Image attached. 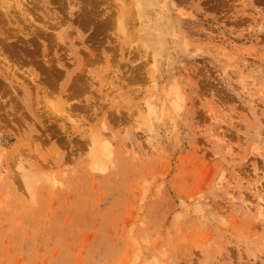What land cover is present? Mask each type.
<instances>
[{
  "label": "rangeland",
  "instance_id": "rangeland-1",
  "mask_svg": "<svg viewBox=\"0 0 264 264\" xmlns=\"http://www.w3.org/2000/svg\"><path fill=\"white\" fill-rule=\"evenodd\" d=\"M0 7V264H264V0Z\"/></svg>",
  "mask_w": 264,
  "mask_h": 264
},
{
  "label": "bare ground",
  "instance_id": "bare-ground-1",
  "mask_svg": "<svg viewBox=\"0 0 264 264\" xmlns=\"http://www.w3.org/2000/svg\"><path fill=\"white\" fill-rule=\"evenodd\" d=\"M2 2V1H1ZM3 3V2H2ZM1 8V7H0ZM117 23H118V20H117ZM122 23H123V21H122ZM117 26H119V23H118V25ZM119 29V28H118Z\"/></svg>",
  "mask_w": 264,
  "mask_h": 264
}]
</instances>
